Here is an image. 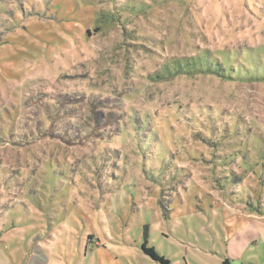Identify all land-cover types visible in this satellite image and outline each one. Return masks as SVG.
<instances>
[{
  "label": "rangeland",
  "instance_id": "1",
  "mask_svg": "<svg viewBox=\"0 0 264 264\" xmlns=\"http://www.w3.org/2000/svg\"><path fill=\"white\" fill-rule=\"evenodd\" d=\"M253 219L264 0H0V264H222Z\"/></svg>",
  "mask_w": 264,
  "mask_h": 264
},
{
  "label": "crops",
  "instance_id": "2",
  "mask_svg": "<svg viewBox=\"0 0 264 264\" xmlns=\"http://www.w3.org/2000/svg\"><path fill=\"white\" fill-rule=\"evenodd\" d=\"M249 219H251V218H249ZM248 231L251 233V237L253 238V240H251L250 242H247L246 245H245V241H244L243 244L240 245L241 247L236 246L237 249L235 251L232 250V254H231V251H229L230 259H226L229 261V264H252L255 262L254 261L255 257L253 254H254V252H257V251L252 250L251 246L257 247L259 244V241H260L262 235L258 240H254V239H255V237H258V235L261 231H264V219H262V220L253 219V221L251 223H248ZM5 236L6 235H4L2 237H5ZM260 247L262 248L264 246H260ZM98 250H102V248H98ZM246 250H251L249 252V254H247V256H246V253L244 254V252ZM248 258H251V259L249 260ZM223 262H222V264H223ZM153 264H157V263L153 261Z\"/></svg>",
  "mask_w": 264,
  "mask_h": 264
},
{
  "label": "trees",
  "instance_id": "3",
  "mask_svg": "<svg viewBox=\"0 0 264 264\" xmlns=\"http://www.w3.org/2000/svg\"><path fill=\"white\" fill-rule=\"evenodd\" d=\"M143 251L147 256H149L157 264H172L169 259H167L165 256L158 253L154 247H149L147 245V242H145L143 245ZM223 264H229V261L225 260Z\"/></svg>",
  "mask_w": 264,
  "mask_h": 264
}]
</instances>
